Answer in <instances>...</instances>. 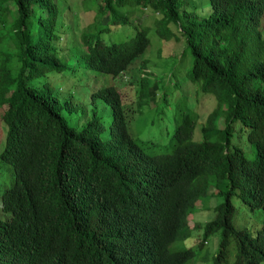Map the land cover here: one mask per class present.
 <instances>
[{
  "label": "trees",
  "instance_id": "1",
  "mask_svg": "<svg viewBox=\"0 0 264 264\" xmlns=\"http://www.w3.org/2000/svg\"><path fill=\"white\" fill-rule=\"evenodd\" d=\"M207 1L210 10L201 18L183 10L182 0L98 5L149 6L160 13L154 20L159 36H169L167 23H175L192 57L188 78L216 98L198 139L192 138L198 114L174 104L166 149L157 151L154 142L128 132L119 92L104 81L144 52V26L105 42L100 31L123 20L111 14L102 28L82 36L79 54L65 55L54 0H0V37H8L18 59L16 75L0 79V162L9 165L10 181L0 192V264H185L191 249L170 243L189 234V214L209 185L223 199L196 246L219 230L211 264L227 262L231 242L230 264H264V0ZM3 56L0 71L8 69V53ZM79 65L104 73L90 99L108 104L106 124L96 115L70 123L62 110H76L73 97L61 98L47 81L41 88L32 82L47 72L74 74ZM137 91L140 106L154 98L155 85L139 75ZM234 131L250 142L252 158L231 142ZM234 192L250 211H262L254 235L232 222Z\"/></svg>",
  "mask_w": 264,
  "mask_h": 264
},
{
  "label": "rangeland",
  "instance_id": "2",
  "mask_svg": "<svg viewBox=\"0 0 264 264\" xmlns=\"http://www.w3.org/2000/svg\"><path fill=\"white\" fill-rule=\"evenodd\" d=\"M58 11L57 26L58 44L62 47L65 55H77L82 50V36L87 33H94L99 27L110 21V15H122L123 20L119 23L109 24L107 29L100 31L103 41H118L134 33V25L146 28L149 42L144 52L132 61L125 71L118 75L108 76L104 79L106 83L113 84L119 92L120 99L126 114L128 132L138 139L152 141L156 144V150H165V143L172 128L173 105L178 103L192 108L198 118L193 129L194 139L200 138V126L203 124L207 113L216 105V98L207 92H202L196 81L190 80L187 71L191 65V54L186 45L185 36L173 22L167 23L171 34L169 36H159L155 31L156 22L154 20L160 15L151 10L149 6L137 7L131 3L122 5L110 4L106 8H99L100 0H54ZM181 8L191 11L200 16L206 15L209 10L207 0H182ZM11 15H7V19ZM261 28L264 31V14L262 15ZM5 31L0 23V36ZM4 52L8 53L7 70L0 71V79L7 76H14L18 69V59L14 46L8 37H0V63L4 57ZM5 58V57H4ZM144 59V65L141 60ZM104 73H98L90 69H84L79 65L74 74H67L64 71L47 72L43 76H38L32 82L39 88L48 85L56 91L62 98L64 95H71L76 104V110L68 112L62 110L64 117L73 124L80 125L92 115H96L106 124L109 119V106L101 98L90 99V92L103 84ZM139 75H144L148 84L155 85V96L153 99L137 105V88ZM71 92V93H70ZM0 106V149L3 146L5 123L2 121ZM218 125L222 121L218 119ZM102 136L107 134V126L101 131ZM232 143H238L245 156L252 158L254 150L245 135L233 132ZM149 141V142H150ZM152 148V144L150 146ZM7 164L0 162V192L9 181ZM228 186V185H227ZM209 185L206 194L196 200L192 208L188 223L190 225L189 234L184 238H176L170 246L173 248H190L191 258L185 264H211L213 255L218 246L219 230L211 232L205 239L201 248L196 246L197 239L201 236L203 223L213 216V206L223 199V192L216 193L217 189ZM220 189H226L225 181L220 184ZM234 206L232 222L235 226L245 227L251 235H254L262 219L260 208L250 211L246 205L235 194L230 195ZM0 216L3 213L0 211ZM196 226H193V225ZM232 242L228 246L229 253L227 262L230 264L233 259Z\"/></svg>",
  "mask_w": 264,
  "mask_h": 264
}]
</instances>
